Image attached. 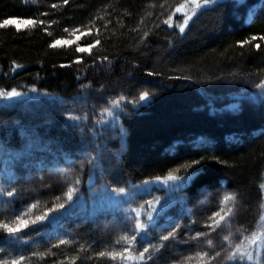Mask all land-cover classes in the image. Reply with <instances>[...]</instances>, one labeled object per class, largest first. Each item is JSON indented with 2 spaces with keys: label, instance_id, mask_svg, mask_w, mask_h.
Returning <instances> with one entry per match:
<instances>
[{
  "label": "trees",
  "instance_id": "1",
  "mask_svg": "<svg viewBox=\"0 0 264 264\" xmlns=\"http://www.w3.org/2000/svg\"><path fill=\"white\" fill-rule=\"evenodd\" d=\"M186 1L68 0L65 4L64 0H0V22L6 18L45 22L21 31L14 25L0 29V89L31 95L35 88L48 99L67 103L80 100L85 89L111 99L126 97L121 109H115L123 140L101 143L111 155L110 175L117 184L124 189L137 188L142 181L163 178L185 162L200 161L195 169H188L196 175L179 193L184 200L197 197L202 190L206 195L200 205L189 203L188 210L180 211L171 225L147 232L146 239L160 244L162 233L180 225L177 238L165 241L148 264H208L207 258L200 260L197 255L206 248L186 244L185 228L209 232L203 223L219 210L225 193L236 195L231 217L236 230L247 237L264 230V97L253 99L256 83L264 79V41L238 46L253 35H264V0L220 1L193 17L181 34L178 26L170 28L161 21ZM252 10L255 14L249 18ZM182 18L175 14L172 22L178 24ZM85 26L91 28V35L81 36ZM65 27H79L81 32L73 35L65 32ZM76 36L81 38L71 46L49 47L56 39L75 40ZM96 40L100 44L91 54L75 51L77 44L87 46ZM257 43L260 49L253 47ZM77 58L83 62L74 63ZM14 65L20 67L13 70ZM145 91L151 99L137 101ZM1 109L0 139L9 136L15 144L24 145L17 137L19 132L38 134L42 140L40 132L61 128L54 120L47 121L48 116L57 114L53 105ZM43 144L27 151V164L14 165L16 160L0 155V169L14 177L10 181L7 175L0 177V188L16 190L15 198L0 195V221L13 210L38 203L28 217L34 219L63 202L67 187L77 179L80 183L74 200L78 203L66 213H53L52 219L34 226L39 227L38 233L19 242L0 229V264H11L19 257L25 258L22 264H132L120 257L97 258L101 251L127 247L116 244L131 228L130 221L122 220L120 210L93 221L78 217L91 214L92 195L107 183L101 179L103 184L95 185L93 159L78 157L52 166L55 158L44 151ZM54 147L48 150L53 152ZM176 174L185 172L181 169ZM149 194L145 190L139 198L148 200ZM164 194V189L157 191L159 196ZM25 232H32V227ZM202 239L203 247L209 246L212 233ZM60 240L70 243L53 247ZM34 253L45 255L40 258Z\"/></svg>",
  "mask_w": 264,
  "mask_h": 264
},
{
  "label": "snow or ice",
  "instance_id": "2",
  "mask_svg": "<svg viewBox=\"0 0 264 264\" xmlns=\"http://www.w3.org/2000/svg\"><path fill=\"white\" fill-rule=\"evenodd\" d=\"M27 2V0H25ZM35 2V0H33ZM220 0H187L186 3H181L175 9V12L171 13L167 19L162 20L163 24L168 25V27L178 26L179 32L183 34L185 29L188 27L189 22L193 19V17L197 16L198 13L202 14V10L210 9L214 5H218ZM243 0H238V3H242ZM64 3L67 4L68 0H64ZM192 5L191 14H184V19L182 22L178 24H174L173 16L175 13L181 12L182 9L188 7V5ZM52 7H57L56 4H53ZM163 7V5H161ZM255 14L254 10L249 12V18H251ZM41 15H46V13H41ZM38 23L44 24V21H37L36 19H22V18H6L2 22H0V29L7 28L10 25H14L17 31H21L22 28L34 27ZM87 29L85 32L81 33L82 35H91V28L85 26ZM46 30V29H45ZM65 32H71V34H75L81 32L79 27L69 29L67 27L64 28ZM98 31V30H97ZM147 36V33L144 34ZM81 36H76L75 40H61L56 39L52 42L49 47L56 48L61 45L71 46L73 43H76ZM264 41V35L259 37L253 35L249 39H245L243 41L238 42V46L243 48L245 45L251 44L253 41L256 40ZM100 44L99 40L94 41L93 43L87 46H80L77 44L75 51L77 53H88L91 54V49L96 47ZM254 48L260 49L261 45L259 43L253 45ZM103 60H107V57H103ZM83 61L80 58H77L74 63L80 64ZM64 66V65H62ZM16 67H20L19 65H14V69ZM149 76L154 75V73L149 72ZM256 88L260 90L259 96L264 97V79H261L258 83H256ZM32 92H36L35 88L31 89ZM22 95H25L22 92L16 91L12 89L11 91H5L0 89V98L5 100H11L13 98H18ZM149 92L145 91L139 95V101L143 102L148 100ZM126 97L120 96L118 99L109 101V107H106L102 110L101 119L97 120V123H104L103 120L104 116H114L113 109H121V104L125 101ZM253 99H256L254 96ZM129 103L135 104L136 101H129ZM68 121L73 122L70 125H66L67 127H79V122L82 119H87V117H81L74 114H68L66 116ZM27 135V134H26ZM6 150L5 145L2 141H0V154L4 153ZM10 157L14 160H21L23 159L25 153H9ZM200 161L193 160L190 162H185L184 164L180 165L176 169L170 171L166 176L163 178L155 177L151 180H144L141 182V185H137L135 187H141L149 184H162L166 189L169 191H176L177 189L184 188L188 182L196 175V171L189 172V168L195 169V166L199 164ZM181 169L184 170L185 175H177L176 173L180 172ZM7 175L8 180L14 179L12 174L7 171V169H0V177ZM80 181L77 179L74 184L67 187L66 192L64 193V201L55 205L53 207L48 208L47 211H44L40 215H36L34 219H29V215L32 212V209L37 208L39 205L38 203L32 204L30 207L25 206L20 210H13L4 221H0V229H3L7 236L15 240L17 242L24 240L25 236H31L33 233L39 232V227H34L37 225H43L46 220L52 219L53 213H59L61 210H64L66 213L69 209L74 207L78 201L74 200V195L78 191L76 187ZM261 188L264 189V184L261 185ZM112 193H115L117 196H121L125 193L124 188H113ZM0 195H6L10 198H15L16 190L14 188L5 191L3 188H0ZM61 197H57V200H60ZM229 202H232V206H228ZM235 202H236V195L234 193H225L220 201L219 210L215 211L211 216L207 218L204 223V227L209 229V232H196L194 235H189L187 241H197L198 243L203 242V237L209 236L211 232L216 231L217 228L228 227L231 224V217L235 215ZM11 203V201L6 202ZM115 204H120L121 201L117 200L114 201ZM176 203L174 200H168L159 208L157 205H160L159 199H155L153 201H145L144 204L140 205L138 209H131L132 212L135 213V216H129L128 219L131 221V228L130 230H126V234L120 236L116 240L117 245H124L126 244L127 247H121L118 251L113 248L111 251L105 250L101 251L97 254V258H104L107 257L111 260H116L117 257H120L121 260H132L135 261L136 264H148L149 261L153 260L154 254L159 251L161 247H164L163 243L160 244H151L148 241V246H144L142 250L137 248V240L138 237L140 240H144L147 237V232L151 230V227L155 225L157 217L164 212V210L169 207L171 204ZM264 207V204L261 205ZM182 207V211H183ZM143 214L146 216V219H141V215ZM261 221H264V216L261 217ZM193 224L196 221L192 222ZM32 227V232H25V229H29ZM180 229V225L171 226L169 230H167V234H161L160 241H169L175 240L177 238L178 232ZM239 231V230H238ZM24 233V235H21ZM231 232L228 235L224 236V242L228 244V247L225 248L223 245L220 246L218 250L214 252V254H210L207 251H200L197 255L201 256V258H207L208 264H211V261L216 260L218 257H221L223 254V258L228 261H239L240 264H264V237H257L255 234L251 238L246 237L245 239L250 240L251 247L249 248H242L241 244L233 245L231 240ZM70 241L67 240H60L59 244L53 245V247H59L60 245L69 244ZM209 247H212V240L207 241ZM86 251V249H85ZM34 255L43 258L45 254L43 253H34ZM88 259H92V257H88ZM25 260L24 257H19L17 259H13L11 264H22ZM3 264H7V262H3ZM183 264V262H181Z\"/></svg>",
  "mask_w": 264,
  "mask_h": 264
},
{
  "label": "rangeland",
  "instance_id": "3",
  "mask_svg": "<svg viewBox=\"0 0 264 264\" xmlns=\"http://www.w3.org/2000/svg\"><path fill=\"white\" fill-rule=\"evenodd\" d=\"M225 1V0H220ZM238 1V0H237ZM187 2V1H186ZM184 2V3H186ZM192 11V5L189 4L188 7L185 9H182L181 12L175 13L176 15L179 14L182 18L181 21L184 19V14H191ZM175 12V11H174ZM249 17V16H248ZM260 93V90L254 92V96L258 97ZM139 98V97H138ZM137 98V101L139 99ZM150 96L148 100H150ZM48 99L44 97V94L41 92H32L31 95H25L20 96L18 98H13L11 100H5L0 102V109L5 107H9L12 109H18L21 107L30 108V109H44L47 108L49 105H53L55 110H57V114H53L48 116V122L54 123L57 122L61 126V128H67L65 130L61 128H57L55 130H46L43 132H40L42 135V140H40V137H37L38 134H32L33 138H35V144L33 142V138L30 133L19 132L18 139L21 140L24 145L21 144H15L11 141L9 136H5L4 139L1 137L0 141H2L5 145V152L0 154L7 156L9 153H21L24 152L25 155L23 159L16 160L14 165L21 164V163H28L30 160L29 153L27 151H31L33 146L41 144L43 142V148L45 152H48L49 155H51L52 158H55V160H52L51 164L52 166H60L59 164L61 162L63 163H70L72 159L78 158V157H91L93 159V170L97 174V178L95 181V185L100 186L103 184V181L101 179H106V185L101 188V190L97 191V193H94L90 199L91 201V214H78V217L82 220H96L98 218L103 217L107 212H113L115 214V210H120V213L122 215V220L124 222H129L128 217L135 216V213L131 211V209H138L140 208V205L144 204L145 201H153L155 199H159L160 205H157L159 208L161 205H163L168 200H174L176 203L171 204L169 207H167L163 213H161L157 219L154 226L151 227V229L158 231V229L161 227H165V224H168L167 226L171 225L176 221V217L180 211H182L183 207V213H185L188 208L187 205L190 203V205H200L201 199H203L204 195H206V191L202 190L199 195L196 197H190L186 198L184 200V195L179 193V189L176 191H169L166 189L162 184H149L137 188H128L125 189V193L121 196H117L115 193H112L113 188H122L119 184L116 183V181L113 179V177L110 175L111 171H113V167L111 168L110 165V153H107V150L103 149L101 146V143L108 142L109 140L113 141L114 139H118L120 141L123 140V130L121 129L119 125V119L116 116L115 109H113L114 116H104L103 120L104 123H97V120L101 119L102 110L106 107H109V101L115 100L111 99L110 97L103 96L99 93H93L89 89H85L82 93L81 99L76 100H69L71 102H65L58 99ZM143 101V102H147ZM136 101V103H137ZM49 104V105H48ZM18 107V108H17ZM2 110V109H1ZM68 114H74L81 117H87V119H82L79 122V127H67L66 125H70L73 122L68 121L66 119V116ZM27 134V135H26ZM37 137V138H36ZM40 140V142H39ZM55 141L54 143H52ZM51 145L55 146L53 148V152H50L48 149L51 147ZM61 145H64L65 147L62 148ZM61 147V148H60ZM67 147V149H66ZM60 148L61 152H58V149ZM56 149V152H55ZM94 153V154H93ZM10 156V155H9ZM160 189H164L165 196H159L157 195V191ZM181 189V188H180ZM148 190L150 192V199H146L145 197L143 199L139 198V194H141L143 191ZM264 194V189H263ZM121 201L120 204H115L114 201ZM231 202H229L230 204ZM80 205L86 206L85 203L80 202ZM176 205H179L176 207ZM113 210V211H111ZM141 219H146V216L143 214L141 215ZM131 222V221H130ZM205 223V222H204ZM203 223V225H204ZM229 232H231L230 240L233 245L235 244H241L242 248H249L250 240L245 239L247 236H243V234L236 230L232 224L228 227H222L217 228L216 231L211 232L212 233V247L205 246L204 244L198 243L197 241H190L186 244L188 246H194L195 248H206L205 251L209 252L210 254H214L216 250L220 248L221 245H223L225 248L228 247V244L224 242V236L228 235ZM196 232L193 229L185 228V238L191 234L194 235ZM149 237V235H147ZM257 237H264V230H261L258 234H256ZM252 237V236H251ZM248 236V238H251ZM148 241L152 243V241L148 239L137 241V248L139 250H142L144 246H148ZM163 245L165 243L162 242ZM126 245V244H124ZM139 245V246H138ZM127 246V245H126ZM176 252H179L180 250L175 249ZM176 252H174L176 256ZM154 257V256H153ZM205 259V258H201ZM199 259V258H198ZM264 259V257H262ZM129 261V260H127ZM135 261H132V264ZM168 264H179L178 261L176 262H169ZM211 264H240L239 261H228L223 258V254L221 257H218L216 260L211 261ZM244 264H247V262H244Z\"/></svg>",
  "mask_w": 264,
  "mask_h": 264
}]
</instances>
